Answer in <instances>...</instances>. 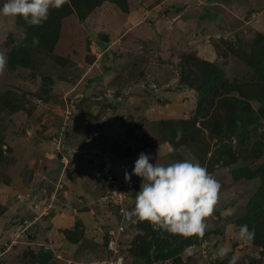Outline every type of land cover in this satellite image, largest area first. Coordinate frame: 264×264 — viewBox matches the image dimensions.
Segmentation results:
<instances>
[{"label":"rangeland","instance_id":"374dc122","mask_svg":"<svg viewBox=\"0 0 264 264\" xmlns=\"http://www.w3.org/2000/svg\"><path fill=\"white\" fill-rule=\"evenodd\" d=\"M128 8L126 14L105 2L84 21L66 17L55 50L33 47L28 68L9 67V52L24 35L15 17L0 15L7 56L0 92L14 93L20 108L0 120L16 160L8 183H0V264H40L42 249L54 256L47 264H145L146 242L155 234L171 247L157 264H228L233 255L237 264H264V248L238 236L261 181L233 177L234 170H255L264 157L255 160L241 148L219 99L197 129L176 139L182 131L176 122L194 119L198 98L181 71H204L190 55L216 63L229 85L255 78L247 54L264 34V0H128ZM248 131L256 148L264 144V120ZM141 153L153 164L198 161L219 181L202 237L125 218L142 182L131 175ZM78 223L75 242L68 240L64 231ZM222 246L229 249L223 258Z\"/></svg>","mask_w":264,"mask_h":264},{"label":"trees","instance_id":"16d2710c","mask_svg":"<svg viewBox=\"0 0 264 264\" xmlns=\"http://www.w3.org/2000/svg\"><path fill=\"white\" fill-rule=\"evenodd\" d=\"M105 2L116 5L123 13H129L128 0H65L61 8L51 10L48 19L40 26H29L21 17L16 16V25L23 30L24 38L18 41L9 52V67L28 68L33 47L52 53L61 35L62 21L66 17L76 15L80 21H84L88 14ZM34 37L39 38L38 44L32 43ZM251 49V53L247 54V62L253 69L255 78L245 84L229 85L225 72L216 63L201 60L194 55L189 56V61L203 63L204 71L198 74L194 71L188 74L185 70L181 71V81L188 82L191 88L197 90L198 98L194 119L178 121L176 125L182 126L183 135L189 134L191 129H197V119L204 115L207 106L210 104L213 107L215 101L219 99L220 105L228 107L233 116L228 121L230 132L239 138L241 148L246 152L252 151L254 159L259 160L264 157V144H259L256 148L258 139L255 136L251 137L248 128L264 120V34L258 33V38ZM234 92L237 95L231 96ZM13 94L11 91L0 92V120L4 112L14 114L20 110L17 102L13 100ZM252 102L258 104V110L254 109ZM12 152V148L7 146L0 134V183H8L9 174L16 165ZM233 177L235 181L243 179L261 181L259 190L248 202L247 214L239 220V224L241 226L246 224L249 230L254 232L255 245L264 248V162L255 170L250 168L234 170ZM4 212L5 207L0 204V215ZM78 226L79 223L76 229L64 231L68 240L75 242V236L80 232ZM161 242V237L156 234L153 240L146 242V252L143 254L146 259L145 264H157L167 259L166 253L171 250V247L162 246ZM190 242L186 241V244ZM152 247L158 248L155 255L150 252Z\"/></svg>","mask_w":264,"mask_h":264},{"label":"clouds","instance_id":"9594fccd","mask_svg":"<svg viewBox=\"0 0 264 264\" xmlns=\"http://www.w3.org/2000/svg\"><path fill=\"white\" fill-rule=\"evenodd\" d=\"M65 0H6L0 8V15L21 17L29 26H40L47 19L50 9H59ZM32 43L38 44L34 37ZM7 64L4 50H0V74ZM178 130L176 139L182 137ZM152 159L141 153L134 164L131 175L141 179L140 190L136 193L134 207L124 212L126 219L133 222H148L154 230H162L171 235L184 238L202 237L207 229L210 217L219 200L221 184L207 168L198 161L183 160L168 165L150 163ZM125 173V182L131 179ZM239 239L250 245L254 232L248 226H240ZM229 249L220 247L217 255L227 256ZM228 264H237L233 255Z\"/></svg>","mask_w":264,"mask_h":264},{"label":"water","instance_id":"95a60500","mask_svg":"<svg viewBox=\"0 0 264 264\" xmlns=\"http://www.w3.org/2000/svg\"><path fill=\"white\" fill-rule=\"evenodd\" d=\"M100 39H104V41L108 40L106 37H102V35H99ZM38 257L40 260V264H47L50 262H53L54 257L53 254L50 251H45L44 249H42L39 253H38Z\"/></svg>","mask_w":264,"mask_h":264},{"label":"crops","instance_id":"0c3cea01","mask_svg":"<svg viewBox=\"0 0 264 264\" xmlns=\"http://www.w3.org/2000/svg\"><path fill=\"white\" fill-rule=\"evenodd\" d=\"M179 7H182L181 5H179L178 7H174V9H173V11H172V13H176V14H178V12H180V10L177 12L176 11V9H178ZM164 17H166V15L164 16ZM179 23H181V21H178ZM179 30V29H178Z\"/></svg>","mask_w":264,"mask_h":264},{"label":"flooded vegetation","instance_id":"af4514ba","mask_svg":"<svg viewBox=\"0 0 264 264\" xmlns=\"http://www.w3.org/2000/svg\"><path fill=\"white\" fill-rule=\"evenodd\" d=\"M54 257V256H53Z\"/></svg>","mask_w":264,"mask_h":264}]
</instances>
